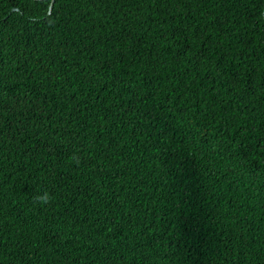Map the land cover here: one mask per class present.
<instances>
[{
	"label": "trees",
	"instance_id": "16d2710c",
	"mask_svg": "<svg viewBox=\"0 0 264 264\" xmlns=\"http://www.w3.org/2000/svg\"><path fill=\"white\" fill-rule=\"evenodd\" d=\"M262 82L264 0H0V264H264Z\"/></svg>",
	"mask_w": 264,
	"mask_h": 264
},
{
	"label": "snow or ice",
	"instance_id": "6c2138e0",
	"mask_svg": "<svg viewBox=\"0 0 264 264\" xmlns=\"http://www.w3.org/2000/svg\"><path fill=\"white\" fill-rule=\"evenodd\" d=\"M54 9H55V6H54ZM184 32V27L183 26H178L176 28V31L174 33L175 37L177 39H179V35L181 33ZM233 87L235 88V83L233 84ZM262 87H264V82H262ZM264 94V93H262ZM144 104L146 105V112H147V115L144 116V119L146 121H148V123H152L153 120H155L157 122V124L159 125L158 128H157V131L160 133V136L165 140H171V137L168 135L169 133V129H167L165 126H164V122L161 121L159 119V117H157L156 115L153 114V111L147 107V105L149 104V100L148 99H145L144 100ZM253 131H255V129H253ZM262 134H264V132H262ZM171 151L175 152L177 154V159L179 160L180 158V154H181V147L180 146H177V147H174L171 149Z\"/></svg>",
	"mask_w": 264,
	"mask_h": 264
},
{
	"label": "clouds",
	"instance_id": "9594fccd",
	"mask_svg": "<svg viewBox=\"0 0 264 264\" xmlns=\"http://www.w3.org/2000/svg\"><path fill=\"white\" fill-rule=\"evenodd\" d=\"M49 198H50L49 195L47 193H44L43 195H41V196L38 197V200L41 203H46Z\"/></svg>",
	"mask_w": 264,
	"mask_h": 264
},
{
	"label": "water",
	"instance_id": "95a60500",
	"mask_svg": "<svg viewBox=\"0 0 264 264\" xmlns=\"http://www.w3.org/2000/svg\"><path fill=\"white\" fill-rule=\"evenodd\" d=\"M54 2H52V5H53ZM14 10H17V9H14Z\"/></svg>",
	"mask_w": 264,
	"mask_h": 264
}]
</instances>
